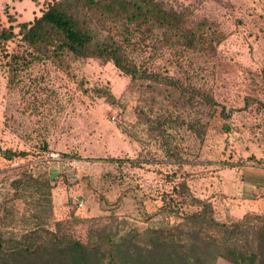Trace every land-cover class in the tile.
<instances>
[{
  "label": "rangeland",
  "instance_id": "374dc122",
  "mask_svg": "<svg viewBox=\"0 0 264 264\" xmlns=\"http://www.w3.org/2000/svg\"><path fill=\"white\" fill-rule=\"evenodd\" d=\"M24 1L39 12L46 2L0 0V27L18 25ZM162 1L205 33L176 52L148 34L126 52L133 78L99 58L0 67L2 238L38 229L92 244L102 231L182 223L158 214L180 182V212L197 209L194 196L236 223L256 169L264 196V0ZM251 157L260 167L249 172ZM235 260L224 252L216 264Z\"/></svg>",
  "mask_w": 264,
  "mask_h": 264
},
{
  "label": "trees",
  "instance_id": "16d2710c",
  "mask_svg": "<svg viewBox=\"0 0 264 264\" xmlns=\"http://www.w3.org/2000/svg\"><path fill=\"white\" fill-rule=\"evenodd\" d=\"M45 1L33 22L0 27V67L17 72L47 59L61 68L66 59L99 58L133 78L136 70L126 52L144 43L148 34H160L176 52L195 48L201 43L197 34L205 33V26L198 25L197 31L186 27L185 15L162 0ZM187 191L183 182L174 185L158 211L179 216L182 223L143 231H102L92 244L38 229L19 238L4 239L0 234V264H91L92 252L96 264H216L224 252L236 256L234 264H264V208L236 223H220L211 205L194 196L190 200L197 209L180 212V197ZM204 226L211 234L202 233Z\"/></svg>",
  "mask_w": 264,
  "mask_h": 264
},
{
  "label": "crops",
  "instance_id": "0c3cea01",
  "mask_svg": "<svg viewBox=\"0 0 264 264\" xmlns=\"http://www.w3.org/2000/svg\"><path fill=\"white\" fill-rule=\"evenodd\" d=\"M40 2V0H38ZM20 9L18 10V16L17 19L18 24L20 23H30L33 22L34 18H37L41 15V12L38 11L39 6L37 5H31L30 3H27L24 1V3H21ZM37 6V7H36ZM18 8V7H17ZM24 8H26V11H24ZM31 17V18H30ZM30 18V19H29ZM260 166L254 165V167H249L248 170L251 172V168H257ZM247 168L245 167V172ZM247 174V173H245ZM253 175V174H252ZM251 173H248L245 176V182L247 183V187L249 185V189L247 192H249L252 196H246L244 198V203L246 204V210L244 211V215L247 213H257L260 214L263 212L264 208V196H261L258 194L259 190L263 187V170H257L256 173H254L253 178L250 179ZM248 178V180H246ZM259 184V186H257ZM243 216V215H242Z\"/></svg>",
  "mask_w": 264,
  "mask_h": 264
},
{
  "label": "water",
  "instance_id": "95a60500",
  "mask_svg": "<svg viewBox=\"0 0 264 264\" xmlns=\"http://www.w3.org/2000/svg\"><path fill=\"white\" fill-rule=\"evenodd\" d=\"M8 156H11L10 154Z\"/></svg>",
  "mask_w": 264,
  "mask_h": 264
}]
</instances>
